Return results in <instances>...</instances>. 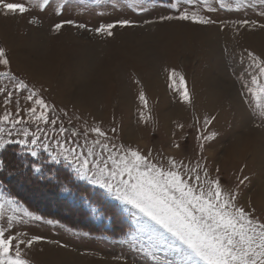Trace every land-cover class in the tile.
<instances>
[{
    "label": "rangeland",
    "instance_id": "rangeland-1",
    "mask_svg": "<svg viewBox=\"0 0 264 264\" xmlns=\"http://www.w3.org/2000/svg\"><path fill=\"white\" fill-rule=\"evenodd\" d=\"M7 2L23 3L29 8L23 15L0 14V48L6 52L12 75L28 85L23 92H16L13 101L24 109L21 115L27 120L28 107H37L38 114L40 111L38 105L26 99L34 91V99H44L56 108V112L49 113L50 118H59L55 129L41 123L42 130L38 131L36 124L28 125L30 133L41 137L38 143L46 139L55 153L57 140L72 139L70 132L65 136L59 134L61 123L80 132L87 123L114 136L116 143L138 148L145 154L152 150L154 155L162 153L192 164L203 157L213 176L219 168L222 185L236 187L247 177L239 188L240 203L254 208L257 217H264V121L253 105L245 102L249 97L244 87H252L251 75L255 72L248 67L251 61L247 52L264 58V28L249 26L237 34L231 25L240 19L255 20L257 25L264 23V16L260 15L264 12V0H252L239 11L211 14L214 19L230 22L223 31L219 24L202 27L178 21L161 23V16L172 14L169 8L161 6L170 0L157 2L154 8L139 14L123 3L113 9L107 0L99 4L94 0H70L62 16L56 15L55 4L41 11V0ZM62 19H72L93 29L118 19H131L142 26L117 27L111 37L72 26L53 32V25ZM145 20L155 23L145 25ZM173 69L185 77L193 105L181 101L178 82L172 86L169 73ZM3 71L7 69L0 66V72ZM3 87L11 90L13 85L0 76V88ZM141 91L148 101L146 110L139 100ZM15 110L18 109L8 105L7 112ZM141 111L150 115L147 123L139 119ZM5 114L0 102V117ZM205 117H214L206 131ZM0 127L4 128L3 139L22 138L16 134L21 126L12 129L9 123ZM113 127L117 128L116 134L111 132ZM210 133L216 136L204 141L201 151L202 141L198 138ZM94 138L89 136V140ZM78 139L83 143V137ZM49 160L43 149L37 157L26 149L21 151L15 143L0 149V162L4 165L0 170V192L35 215L41 216L27 208L21 198L30 206L37 203L49 208L54 217L41 216V221L14 229L26 232L28 238H43L26 250L30 264H146L143 254L137 251L139 245L133 246L127 238L134 227L130 211L103 195L102 190L75 180L71 168L63 162L57 165L46 162ZM36 166L41 167L40 173L34 171ZM57 173H63V178H57ZM33 176L44 182L56 180L61 189L59 196H67L68 203L83 207L82 224L89 221L86 227L80 223L70 226L71 217L55 206L52 208L51 193L38 192ZM65 185L70 192L62 190ZM93 209L99 211L94 213ZM47 220L55 223L47 224Z\"/></svg>",
    "mask_w": 264,
    "mask_h": 264
},
{
    "label": "snow or ice",
    "instance_id": "snow-or-ice-1",
    "mask_svg": "<svg viewBox=\"0 0 264 264\" xmlns=\"http://www.w3.org/2000/svg\"><path fill=\"white\" fill-rule=\"evenodd\" d=\"M35 2V0H30ZM101 3V0H94ZM117 9L123 5L136 13H144L157 5V0H107ZM70 0H41L40 10L55 4L56 15L62 16ZM252 3V0H170L161 4L170 9L172 14L160 17V22L178 21L193 25L208 27L219 24L221 30L229 27V21L214 19L211 14L218 11H239L242 7ZM29 8L23 3H12L0 0V14L4 16L23 15ZM102 14V13H101ZM260 15L264 16V12ZM35 23V21H30ZM155 23L145 20L144 24ZM231 25L237 34L241 28L261 27L255 20L240 19L232 21ZM65 26L93 32L98 36L111 37L113 29L136 28L142 25L131 19H118L109 23H101L98 27L90 28L84 23L72 19H62L53 25L52 31L59 33ZM247 56L251 63L249 68L255 69L251 75V85L245 84L249 99L245 102L252 104L258 117L264 121V58L248 51ZM0 66L7 71L0 72V76L8 78L13 87L0 88V101L5 107L6 114L0 117V125L11 124L12 129L21 126L17 135L21 139H3L4 128L0 127V149L6 144L20 145L21 151L25 149L32 157H37L40 150L48 153L52 164H61L71 168L77 181H84L89 185L102 190V194L119 202L124 209L130 211L133 230L127 234L133 246L139 245L137 251L143 254L146 264H264V217H257L254 208L246 207L240 203V185L245 183L241 179L236 187L222 185L219 179V168L215 169L217 175L210 173L206 162L201 160L195 164L185 163L172 156H163L162 153L153 154L149 150L146 154L138 148L116 143L114 136H109L98 125L89 126L85 123L83 132L69 129L61 123L58 132L61 136L71 134L72 139L57 140L58 150L53 152L47 140L40 142L41 137L30 133L28 125L58 124L59 118H50L49 113L56 112L54 106H49L44 99H34L33 91L26 97L39 106L28 107L26 120L21 112L18 102L13 101L17 91L23 92L28 85L18 81L10 71V62L6 52L0 48ZM172 86L179 85L180 99L184 104L193 105V98L189 92L185 77L173 69L169 73ZM139 100L146 110L148 101L143 91ZM8 105H13L14 112H7ZM68 116L67 112L63 113ZM150 115L141 111L139 119L147 123ZM214 119V117L212 118ZM212 119L205 117L204 130L211 124ZM182 127V125L180 126ZM113 134L117 128L111 129ZM12 135L9 130L8 136ZM95 138L89 140V136ZM216 133L201 135V142L211 141ZM83 137V143L79 142ZM69 144L75 146H67ZM179 148V144H174ZM4 165L0 162V170ZM36 173L42 171L40 166L34 168ZM64 192H70L65 185ZM7 208V212L5 209ZM94 213L98 209L92 210ZM43 217L29 212L19 205L18 201L5 197L0 192V264H30L27 259V249L41 241L39 236H31L24 231H14L18 225H27L32 221H41ZM54 224L52 220L45 221ZM53 243V241H48ZM66 247V245H60Z\"/></svg>",
    "mask_w": 264,
    "mask_h": 264
},
{
    "label": "trees",
    "instance_id": "trees-1",
    "mask_svg": "<svg viewBox=\"0 0 264 264\" xmlns=\"http://www.w3.org/2000/svg\"><path fill=\"white\" fill-rule=\"evenodd\" d=\"M157 2H166V0H157ZM11 164H12L13 167H15L14 166L15 162L11 161ZM56 175H57V178H61V179L63 178V173L62 174L61 173H57ZM33 180L36 182V185H38V189H37L38 192L43 193V192H45L47 190V191H49L51 193V195H52L51 199L54 201L53 202L54 204H53L52 208L55 206L56 208L61 209L59 211H62L63 213L68 214L71 217L70 221L72 220L73 222L71 223L70 226L77 225V224L80 223L82 225V227H86V224H88L89 221H87L86 224L84 223V225L82 224L83 207L82 206H77L74 203H72V204L68 203L67 196H64V195H60L59 196V194L61 192V189L59 188L60 187L59 185H56L57 184L56 180L44 182L38 176H35ZM11 192L13 194L15 193L12 190H11ZM19 195H21L20 191H19ZM19 198H21V197L19 196ZM21 201L23 202V204L25 206H27V208H29L33 212H35V213H37V214H39L41 216L47 217V218L48 217L51 218V219L54 218L53 216H51L52 211H49L50 210L49 208L41 207L37 203H36V205L30 206L24 200H22V198H21ZM55 213H61V212H55ZM114 222H116V221H114ZM118 225L121 228H123V225L121 223H118ZM112 228L114 229L116 227H112Z\"/></svg>",
    "mask_w": 264,
    "mask_h": 264
},
{
    "label": "bare ground",
    "instance_id": "bare-ground-1",
    "mask_svg": "<svg viewBox=\"0 0 264 264\" xmlns=\"http://www.w3.org/2000/svg\"><path fill=\"white\" fill-rule=\"evenodd\" d=\"M165 51H166V52H169V50H165ZM165 51H164V52H165Z\"/></svg>",
    "mask_w": 264,
    "mask_h": 264
}]
</instances>
